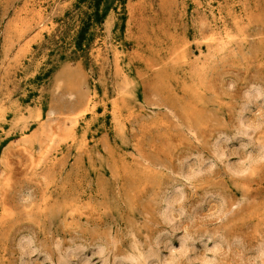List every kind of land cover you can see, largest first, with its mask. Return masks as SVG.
Segmentation results:
<instances>
[{
  "label": "rangeland",
  "instance_id": "rangeland-1",
  "mask_svg": "<svg viewBox=\"0 0 264 264\" xmlns=\"http://www.w3.org/2000/svg\"><path fill=\"white\" fill-rule=\"evenodd\" d=\"M149 250L264 264V0H0V264Z\"/></svg>",
  "mask_w": 264,
  "mask_h": 264
},
{
  "label": "bare ground",
  "instance_id": "bare-ground-1",
  "mask_svg": "<svg viewBox=\"0 0 264 264\" xmlns=\"http://www.w3.org/2000/svg\"><path fill=\"white\" fill-rule=\"evenodd\" d=\"M255 97H258V94L255 91L254 92H250L248 94V96H247L248 99L255 98ZM93 111H94V104H93V102H92L91 99L87 100L80 107L75 108L73 110V113L76 115V118L74 120L75 125L76 126H82V125H84V127H86V129H88V127H89L90 124L87 123L88 121H86V119H87L86 117L89 114L90 115L93 114ZM239 127L242 130V134H248V132H249V126L248 125L247 126L246 125L244 126L243 125V122L241 120L239 121ZM168 198L166 199L167 203L165 204L166 206H165V210H164V212H166V213L174 206V204L177 201V196L176 197H171L169 199ZM183 243H184V241H183ZM29 248H30L29 247V244L26 243L25 245H23V248L22 249H23V251L25 250V251L29 252ZM154 254H155V252L152 251V250H149L147 252V255L146 256L143 253H139L137 251H134V252H132L131 254H129L127 256L128 259H126V260L128 262L125 261V260L122 261V262H127L128 264H138L139 262L146 261L147 258H149L150 256H153ZM58 263L59 264H64L65 263V260L63 258H60L59 261H58Z\"/></svg>",
  "mask_w": 264,
  "mask_h": 264
}]
</instances>
